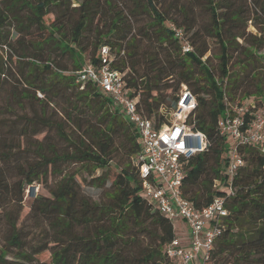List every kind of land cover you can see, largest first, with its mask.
<instances>
[{
  "label": "trees",
  "instance_id": "trees-1",
  "mask_svg": "<svg viewBox=\"0 0 264 264\" xmlns=\"http://www.w3.org/2000/svg\"><path fill=\"white\" fill-rule=\"evenodd\" d=\"M77 2L0 0V264H172L164 253L175 237L172 223L141 195L137 131L95 86L79 90L72 73L85 54L96 64L101 46L116 57L123 51L114 68L129 69L127 87L139 93L155 127L164 120L160 107L175 106L181 85L197 97L188 122L208 148L185 164L182 195L205 207L224 193L214 187L223 180L228 146L216 128L223 88L231 101L264 99V0ZM170 23L189 36L193 53H181ZM243 151L247 164L234 180L211 264H264L263 157ZM70 165L89 172L83 183L102 191L98 201L81 192L65 171ZM50 176L58 177L53 187ZM34 183L49 195L35 196L19 223L24 191ZM44 252L48 261L38 259Z\"/></svg>",
  "mask_w": 264,
  "mask_h": 264
},
{
  "label": "built area",
  "instance_id": "built-area-1",
  "mask_svg": "<svg viewBox=\"0 0 264 264\" xmlns=\"http://www.w3.org/2000/svg\"><path fill=\"white\" fill-rule=\"evenodd\" d=\"M168 26L181 53H193L189 36L174 24ZM98 58L96 64L85 62L72 74L79 90L90 84L110 97L124 120L137 131L140 153L136 162L141 195L172 223L175 233L174 239L164 247L165 255L172 264H211L215 243L227 226L226 204L235 194L234 180L247 164L245 148L255 149L263 157L264 174V99L248 97L231 101L223 88L225 110L216 128L228 146L223 155V180L215 181L214 187L224 193L209 205L197 208L182 195L185 164L208 148L205 134L193 130L188 122L198 108L197 97L181 85L175 106L169 111L160 107L164 120L155 127L154 120L146 116L140 104L139 93H132L127 87L129 69L121 72L114 68L117 58L125 59L124 52L116 57L109 46H101Z\"/></svg>",
  "mask_w": 264,
  "mask_h": 264
},
{
  "label": "rangeland",
  "instance_id": "rangeland-1",
  "mask_svg": "<svg viewBox=\"0 0 264 264\" xmlns=\"http://www.w3.org/2000/svg\"><path fill=\"white\" fill-rule=\"evenodd\" d=\"M77 3H78L77 0H73V5L72 6H76ZM51 19H52V16H49L48 20L50 21ZM145 21H146L145 17L141 18L138 21L134 20L132 22V26H134V28H138ZM5 28L6 29H5L4 33H6V31H10V36L11 37H12V35L14 36V32L12 30H10L11 28H8V27H5ZM248 31L252 32L253 29H251L249 27ZM7 40H9V39H7ZM9 41H11V40H9ZM209 46L212 49V51L213 50L215 51L217 49L216 43L213 40H209ZM261 56L264 57V53H261ZM85 62H88V55H86V54H85ZM211 63L212 64H216V60L215 59H211ZM5 97H6V93L4 91H2L1 92V103L5 100ZM8 115L9 114H5L4 116H8ZM9 117L11 118L10 115H9ZM41 138H42V135L36 136V139H38V140H40ZM53 141L55 142L56 147H59V149H61L63 147V143L60 142V140L57 141L56 138H54ZM65 171H68V172H71V173L75 174V179L80 184L81 192L84 195L88 196L89 198H91L94 201H98L102 197V191L100 189L87 186V185H85V183H83V182H88V180L90 179L88 171L83 170V168H80V166H78V165L67 166V167H65ZM99 173L100 172L97 171L95 173V175L97 176V175H99ZM57 181H58V177L50 176L47 179V186L48 187H53ZM37 195L48 196L49 193H48V190H47L46 186H44L43 184L34 183L31 186L26 187V189L24 191V196H23V206H22L23 209H22V211L20 213L19 223L22 222L26 218V216H27V214L29 212V205L31 203V200ZM0 215H2V213ZM0 239H1V237H0ZM0 245H1V243H0ZM38 259L40 261H48L50 259V254L48 252H44V253H42L41 255L38 256Z\"/></svg>",
  "mask_w": 264,
  "mask_h": 264
}]
</instances>
